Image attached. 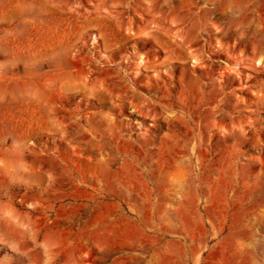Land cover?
<instances>
[{"label": "rangeland", "instance_id": "374dc122", "mask_svg": "<svg viewBox=\"0 0 264 264\" xmlns=\"http://www.w3.org/2000/svg\"><path fill=\"white\" fill-rule=\"evenodd\" d=\"M0 264H264V0H0Z\"/></svg>", "mask_w": 264, "mask_h": 264}]
</instances>
